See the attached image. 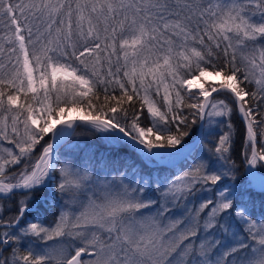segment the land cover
<instances>
[{"label": "snow or ice", "instance_id": "6c2138e0", "mask_svg": "<svg viewBox=\"0 0 264 264\" xmlns=\"http://www.w3.org/2000/svg\"><path fill=\"white\" fill-rule=\"evenodd\" d=\"M0 264H264V0H0Z\"/></svg>", "mask_w": 264, "mask_h": 264}, {"label": "trees", "instance_id": "16d2710c", "mask_svg": "<svg viewBox=\"0 0 264 264\" xmlns=\"http://www.w3.org/2000/svg\"><path fill=\"white\" fill-rule=\"evenodd\" d=\"M232 123L234 125V131H235L233 152L234 155H237L243 146V125L237 116H233ZM5 255H7V253H5Z\"/></svg>", "mask_w": 264, "mask_h": 264}, {"label": "rangeland", "instance_id": "374dc122", "mask_svg": "<svg viewBox=\"0 0 264 264\" xmlns=\"http://www.w3.org/2000/svg\"><path fill=\"white\" fill-rule=\"evenodd\" d=\"M209 79L218 80L219 78H217V77H209Z\"/></svg>", "mask_w": 264, "mask_h": 264}]
</instances>
